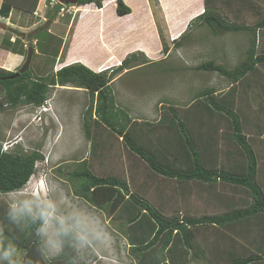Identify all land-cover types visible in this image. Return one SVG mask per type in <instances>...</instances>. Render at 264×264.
<instances>
[{
	"label": "rangeland",
	"instance_id": "obj_1",
	"mask_svg": "<svg viewBox=\"0 0 264 264\" xmlns=\"http://www.w3.org/2000/svg\"><path fill=\"white\" fill-rule=\"evenodd\" d=\"M149 2L154 4L153 0H149ZM211 2L212 6L216 4L215 8L218 9L217 11L221 15L236 23L245 20L252 24L256 18L259 19L258 15L261 14V12L257 13L254 9L251 12L248 10L244 12V8L240 5L238 8L243 12L236 15L237 12L234 11L237 10H229L228 12L219 7L224 5L223 1L211 0ZM49 3L50 0H38L35 12L21 10L22 15L25 16L28 23L39 21L41 18L45 20V23L50 20L49 17L56 8L55 4L50 5ZM189 5L196 9L199 7V1L192 0ZM38 7L42 9L38 11ZM91 10L95 9L88 8L85 10L81 8L78 11V8L72 5L65 6L62 12L59 9L53 20L55 24L53 37L45 32L50 29V23L48 29L37 33L35 36L36 41L28 43V46L31 45L35 53L29 71L27 70L31 77H47L65 67V57L70 48L74 32V29L71 30V26L74 20L80 16L81 27H78L69 52V59H86L87 62L85 61L84 66L93 72L109 62L110 58L102 52L103 48L96 45L98 40L94 29L99 22V17L96 11ZM14 12L16 13V10ZM232 12L235 18H232ZM77 13L78 17L76 16ZM104 14L105 16L114 15V6L108 4ZM151 14L155 32L152 36L159 39H156L158 42L156 40L151 42L150 40L146 43L148 44L147 51L150 52L151 49L155 52L154 57H152L154 59H147L142 52L131 53L134 57L130 54V50L141 39L134 37H139V34L142 36L147 29V26H144L133 35L134 39L129 41L130 38L128 37L129 42L124 45V48L128 49L126 55H130L129 66L113 76L110 81V91L115 108L128 114L134 137L141 138V140L151 139L153 143L151 147L159 148L165 142L172 141L176 132L170 129L166 123H160L164 117L168 120L172 118L168 109L173 108L179 115L194 111V105L197 102L195 95L198 92L204 89H213L215 95L220 96L231 86L230 82L219 74L200 71L196 68L201 64L212 62L215 65H221L225 69H233L245 58L247 47L251 44L252 34L226 32L220 36H214L209 27L199 26L197 22H190V27L184 28L182 31L179 29L178 33L173 35V37H176L171 38L172 34L167 33V25L162 16L154 11L153 7H151ZM14 17H16V14L13 15V18L11 17L10 22L0 18V22L7 24L8 28H12L13 22L17 21ZM181 17H184L183 14ZM0 30L2 29L0 28ZM181 35L183 36L179 39L180 45L177 46L173 40H178L176 38ZM41 42L43 47L40 46ZM255 42L257 51L264 52V29L257 31ZM163 46L168 48L166 54L162 53ZM59 53L61 58L57 61L56 58ZM26 55L27 51L25 52V58ZM114 58L117 61L116 55H114ZM122 58L118 64L113 65L105 72L109 74L113 68H118L121 62L125 60L123 55ZM111 63L109 62L107 65L111 66ZM257 68L259 76L249 79L250 75H247L241 80L243 82L241 83L242 86L239 85L237 91H241L238 97L248 96L250 98L249 102L246 98L244 99L245 104L250 103L255 109H259L260 118L254 120L253 128L248 133L251 136L252 146L264 148V110L260 111L264 106V95L259 92L264 90V65H258ZM1 97L2 94L0 99H2ZM95 102L94 100L91 102V97L83 89L71 85L56 86L50 89L47 101L40 108H34L31 105H19L16 108L7 107L0 112V150L22 154L38 152L43 157L42 160L36 163L34 174L26 185L20 189V192L0 194V216H4L7 205L17 197L37 196L40 199L49 198L43 192L46 181L51 189V197L56 198L59 204L64 205L67 203L64 199L65 194H67L76 202L93 207L105 217L113 235V246L111 256L98 258L99 264H136L134 253L130 251L129 240L125 235L124 221H119L115 216H112L106 208L95 207L75 195L69 177L83 161L87 163L90 171L96 176L111 175L125 180L131 192L148 200L165 216L213 215L226 210V208H223L222 203L221 206L213 205L212 200H210L213 197L205 195L198 188H196L197 191L192 188L189 194L183 193V195H180V187L175 181L163 180L160 177L151 175L139 159L128 154L122 141L114 138L104 128H96L91 123L92 135L96 138L98 144L95 152L92 151L91 141L85 135L84 119L86 111L92 107L90 120L92 122L95 115ZM260 131L262 132L260 133ZM221 144V148H225L223 141ZM219 158L223 159L224 156L220 153ZM227 188L226 186L216 187L218 195L214 198L217 199L222 195L223 200L229 198L228 200L235 201L237 196L233 195ZM2 221L1 219L0 222ZM14 227L8 225L5 230L8 229L11 232ZM218 231L229 232L214 227H202L196 231L198 234L204 233L207 235V239L200 240L204 241L207 246L206 251L210 252L208 258L203 255L194 258L193 253L190 251L185 252L183 257L171 258L172 262L174 264H182L183 261L186 264H214L213 258L215 257L216 262H222L223 257L228 261L225 246L229 244L230 240L227 236L228 242L224 237L215 239L213 234ZM14 233L13 236L17 235L16 232ZM244 237L243 243L248 244L250 242L249 233H245ZM12 240L13 238L4 237V242L14 243ZM157 248L158 246L155 249ZM169 261L171 263L170 259Z\"/></svg>",
	"mask_w": 264,
	"mask_h": 264
},
{
	"label": "trees",
	"instance_id": "obj_2",
	"mask_svg": "<svg viewBox=\"0 0 264 264\" xmlns=\"http://www.w3.org/2000/svg\"><path fill=\"white\" fill-rule=\"evenodd\" d=\"M107 1L110 0H76L74 6L93 5L99 10ZM210 1L206 0L203 13L192 22L209 27L214 36L226 32L252 34L251 44L247 47L245 58L233 69L228 70L212 62L201 64L196 68L219 74L227 79L231 86L220 96H216L213 89L198 92L195 95L197 102L194 111L179 115L173 108L168 109L172 118L168 120L164 117L160 123H166L176 132L172 141L165 142L159 148L151 147L153 145L151 139L141 140L134 137L128 114L115 108L110 81L115 74L129 66L130 55L109 74L105 71L93 72L80 63H74L43 78L31 77L28 69L25 73L9 79L16 73L0 68V95L2 94L0 112L7 107L16 108L19 105L40 108L47 101L50 89L56 86L71 85L83 89L91 97V102L96 101L92 122L90 121L92 107L86 111L84 119L85 135L91 141L92 151L95 152L98 144L92 135L91 123L96 128H104L114 138L122 141L128 154L139 159L151 175L163 180L175 181L180 187V195L189 194L192 188L197 191L198 188L205 195L213 197L210 198L213 205L221 206L222 203L223 208H226L224 212L213 215L168 217L148 200L131 192L125 180L111 175L96 176L85 161L81 162L79 168L69 177L75 195L95 207L106 208L112 216L124 221L125 235L129 240V249L134 253L136 264H174L172 259L183 257L185 252L190 251L194 258L198 255L208 258L210 252L206 251L207 246L202 241L207 239V235L196 232L202 227L229 231L216 232L218 236L215 239L223 236L224 239L225 236L231 238L234 227H238L235 232L242 234L259 232V235L264 237L262 229L264 228V194L255 181L257 161L252 146L244 134V130L249 126L240 119L235 109L237 83L247 75L255 73L258 65H264V54H257L255 42L257 31L264 29V18L253 27L236 24L221 15L215 6L208 5ZM37 3L38 0H3L0 6V18L8 19L13 8L24 12H35ZM115 5V14L118 17L130 14L129 7L122 0H115ZM59 6H56L49 17L51 21L59 12ZM42 26L37 28L36 35L39 31L45 30ZM45 32L47 33L48 30ZM28 35L31 41L36 39V35L33 36L32 33ZM182 36L174 42L175 45H180L179 39ZM40 46L43 47L42 42ZM167 52V46H163L162 53ZM222 141L225 147L223 149ZM220 153L224 156L223 159L219 158ZM42 159L38 152L22 154L0 150V194L12 193L13 190L24 187L34 174L36 163ZM218 186L228 187V191L237 196V199L223 200L222 195V198L215 199L214 197L218 195L216 192ZM236 205H239V208H235ZM3 217L0 216V220H3ZM255 225L261 228L257 230L258 227ZM14 232L17 235L13 236ZM5 236L13 238L12 241L33 259L34 264H43L32 228L14 227L11 232L6 229ZM260 243L263 246L264 239ZM227 256L228 264H250L264 260V251L260 253L251 251L245 256L242 252L230 251ZM216 260V257L213 258L214 264L218 263ZM55 264H65V261L59 260ZM182 264L186 263L183 261Z\"/></svg>",
	"mask_w": 264,
	"mask_h": 264
},
{
	"label": "crops",
	"instance_id": "obj_3",
	"mask_svg": "<svg viewBox=\"0 0 264 264\" xmlns=\"http://www.w3.org/2000/svg\"><path fill=\"white\" fill-rule=\"evenodd\" d=\"M122 1L130 9V14L124 17H118L116 14L114 15L111 14V16H105L104 14L105 8L108 4H112V6H114V12H115V6H116L115 0L107 1L103 5L102 9H99V10H97L93 5L77 7L78 11L81 10V8L85 10L88 8L95 9L91 11H96L99 17L98 18L99 22L95 25V29H94L97 33L96 38L98 40V43L96 45L99 48H103L102 52L107 57L110 58L109 62H112L111 66H108L107 64H109V62H107L105 65L98 67V69L95 70V72L105 71L111 68L113 65L118 64L119 61L123 59L122 55L125 58L127 56L126 54L128 53V49L127 48L125 49L124 45L128 44V42L134 38H141V39L130 50V54L135 53V52H139V53L142 52L145 55V57H147V59H154L152 57H154L155 52L151 51V49H150V52L147 51L148 44L146 43V41L148 42L151 40V42H154L156 39H159V38H154L152 36V34L155 32L153 30L154 22L152 19L151 7H153V10L158 12L162 16V19L167 25V33L172 34L171 38H174L176 36L173 37V35L174 34L176 35L179 29H181V31L184 28L186 29L190 25V22L194 20V18H196L198 15L203 13L205 6H206V3H205L206 0H197L199 1V7L196 9H193L191 5H189V3L192 0L183 1V2L178 1V0H153L154 4H152V2L150 3L149 0H122ZM218 1L219 0H217V2ZM221 1H223V4H224L222 6H219L222 10L228 11V12L229 10L231 11L237 10V11H234V12H237L235 13L236 15L239 14L240 12H243V10L244 12L247 10L251 12L252 9H254L256 10L257 13L261 12V14L258 15L259 19L256 18L255 22H253L252 24H249V22L245 20H242L243 22L236 23L230 19V21L233 23L253 27L264 18V12H263L264 11V0H220V2ZM187 2L189 3L187 4ZM1 3H2V0H0V6H1ZM208 5H212V2L210 1ZM240 5H242V7L244 8L243 10H240L238 8ZM38 8H39L37 9L38 11L42 9V8L40 9V7ZM15 10H16V13L14 12ZM22 13L23 12H21V10L13 8L11 11L10 17L8 19H3V20L10 22L11 19L13 18V15L16 14V17L14 18H16L17 21H15V23L13 22L12 28H8L7 24H5L7 26L6 29L1 28L2 30H0V68L6 71L12 72V73L18 72V70L22 67L25 61V52L30 47L28 46V43L31 42V38H28L27 35L30 33L33 34V32H35L33 34V36H35L37 28L43 25L45 21L43 20V18H41V20L39 21L28 23L25 20V16H23ZM78 13L76 14L77 17H78ZM182 14L184 17H181ZM233 15L234 14L232 12V16ZM232 18H235V17L233 16ZM22 19H24V21H22ZM80 22H81V16L78 19L74 20V23L72 24L73 27L71 26V30L73 31L74 29V32H73L72 38L70 37L71 44H70V48L67 51V54L65 57V62H66L65 66L71 65L74 63H80V64L85 65V63L87 62L86 59H81V58L69 59L70 58L69 52L73 44V41L75 40L78 27L79 28L81 27ZM54 25H55L54 22L51 21V27L48 30V34L51 35L52 37L55 34V32H53V30L55 31ZM144 26L145 27L147 26V29L144 31V34L142 36H140L139 34V37L133 38V35L136 34L137 31L141 30L142 27ZM128 37L130 38L129 41H128ZM118 40H120L121 42ZM32 41H36V40L33 39ZM173 41H176V40L174 39ZM156 42L158 41L156 40ZM143 46H146V47H143ZM4 48H8V49H4ZM257 54H264V52L258 50ZM114 55L117 56V61H115ZM60 58L61 56L59 53L56 60L58 61L60 60ZM257 67H256L257 71L255 73L249 74L250 75L249 79L250 78L253 79L255 76H259V70ZM241 83H243L241 80L237 83V89L239 85L242 86ZM240 92L241 91L239 90L237 91V96L235 98L236 100L235 109L237 110V114L239 115L240 119L244 120L246 124H248L249 126L247 129L244 130V134L247 136V139L252 146L251 136L248 132L253 128L254 120L260 118L259 117L260 114L258 113L259 109H255L253 105H251L250 103L245 104L244 99L246 98V100H248L249 102L250 98L248 96L238 97V94ZM259 92H261L264 95V90L259 91ZM263 110H264V106L263 108H261L260 111H263ZM261 132L262 131H260V133ZM252 149L255 153V157L257 161V171H256L255 181L258 184V186L261 188L264 194V148H258L256 146H252ZM235 208H239V205H236ZM252 224L254 223L252 222ZM255 227H258L257 230L261 228L260 226H257V225H255ZM236 228L235 227L233 228L231 238H228L230 240L229 241L230 246L229 244L225 246L226 248L225 251L227 252V254L228 252L233 251L235 253L242 252V255L245 256L251 251L255 253L256 251L259 253L260 251H264V244L262 246L260 243L264 239V237L262 235H259V232H255L256 234L254 232H251V233L248 232L250 235V242L248 244L246 243L244 244L243 240H245V237H244L245 233L242 234L241 232H235ZM262 229L264 232V228ZM214 233L215 234H213V236L217 237L218 234L216 232ZM225 239L228 242V239L226 238V236H225ZM228 260H229V257H228ZM228 263L229 262L227 261L225 257H223L222 262H218V264H228ZM250 264H264V260L255 261Z\"/></svg>",
	"mask_w": 264,
	"mask_h": 264
},
{
	"label": "clouds",
	"instance_id": "obj_4",
	"mask_svg": "<svg viewBox=\"0 0 264 264\" xmlns=\"http://www.w3.org/2000/svg\"><path fill=\"white\" fill-rule=\"evenodd\" d=\"M22 188L13 191L20 192ZM43 192L49 198L20 196L7 205L0 222V241L4 240L5 228L12 225L34 230L43 264H55L59 260L65 264H99L98 258L111 256L113 235L100 212L67 194L64 197L67 203L59 204L51 197L46 181ZM0 264H34V261L15 243L5 241L0 243Z\"/></svg>",
	"mask_w": 264,
	"mask_h": 264
},
{
	"label": "water",
	"instance_id": "obj_5",
	"mask_svg": "<svg viewBox=\"0 0 264 264\" xmlns=\"http://www.w3.org/2000/svg\"><path fill=\"white\" fill-rule=\"evenodd\" d=\"M59 1L61 3H63V4H66V5H75L76 4V0H59ZM50 23H51V21L47 20L46 23L42 26V28L45 29V30L48 29V25ZM6 27L7 26L5 24H2L0 22V28L6 29ZM34 33L35 32H33V34ZM27 36H28V38H31L29 35H27ZM33 53H34L33 48L29 47L28 50H27V55H26L25 61H24L23 65H22L21 69L18 72H16V75L9 77V79H13L16 76H19V75L25 73L29 69V65L31 63Z\"/></svg>",
	"mask_w": 264,
	"mask_h": 264
},
{
	"label": "built area",
	"instance_id": "obj_6",
	"mask_svg": "<svg viewBox=\"0 0 264 264\" xmlns=\"http://www.w3.org/2000/svg\"><path fill=\"white\" fill-rule=\"evenodd\" d=\"M44 1H46V0H44ZM49 4H50V5L55 4L56 6H57V5H61V4L59 3L58 0H50V3H49ZM64 8H65V6H62V5H61V7H60V11H61V12L64 11Z\"/></svg>",
	"mask_w": 264,
	"mask_h": 264
},
{
	"label": "flooded vegetation",
	"instance_id": "obj_7",
	"mask_svg": "<svg viewBox=\"0 0 264 264\" xmlns=\"http://www.w3.org/2000/svg\"><path fill=\"white\" fill-rule=\"evenodd\" d=\"M19 71V70H18Z\"/></svg>",
	"mask_w": 264,
	"mask_h": 264
}]
</instances>
